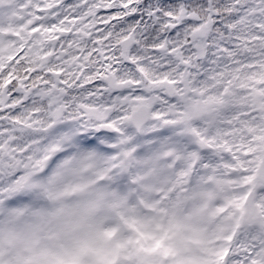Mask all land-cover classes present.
Masks as SVG:
<instances>
[{
	"label": "snow or ice",
	"instance_id": "6c2138e0",
	"mask_svg": "<svg viewBox=\"0 0 264 264\" xmlns=\"http://www.w3.org/2000/svg\"><path fill=\"white\" fill-rule=\"evenodd\" d=\"M0 264H264V0H0Z\"/></svg>",
	"mask_w": 264,
	"mask_h": 264
}]
</instances>
